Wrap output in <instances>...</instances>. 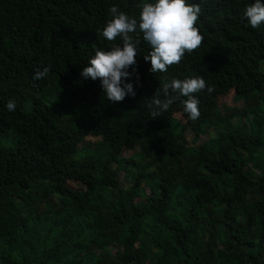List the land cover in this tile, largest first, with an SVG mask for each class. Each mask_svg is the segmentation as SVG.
Instances as JSON below:
<instances>
[{
    "label": "trees",
    "instance_id": "obj_1",
    "mask_svg": "<svg viewBox=\"0 0 264 264\" xmlns=\"http://www.w3.org/2000/svg\"><path fill=\"white\" fill-rule=\"evenodd\" d=\"M140 2L0 0V264H264V24L245 26L251 0H189L200 46L151 73L141 40L136 96L111 102L80 71L110 46L96 35L108 8L136 16ZM194 76L212 88L195 121L178 101L150 115L161 80ZM232 90L250 118L220 112Z\"/></svg>",
    "mask_w": 264,
    "mask_h": 264
},
{
    "label": "clouds",
    "instance_id": "obj_2",
    "mask_svg": "<svg viewBox=\"0 0 264 264\" xmlns=\"http://www.w3.org/2000/svg\"><path fill=\"white\" fill-rule=\"evenodd\" d=\"M200 11L199 3H189V0H141L136 16L111 5L107 10L111 18L96 30V35L109 42L110 46L94 50L87 65L81 68L80 78L92 81L99 79L103 95L108 101L135 98L134 83L139 87L140 81L134 66L141 40L150 49L143 55L144 61L150 63L149 72L165 73L169 65L179 64L186 52L191 53L200 46L202 35L195 26ZM242 19L245 26L253 29L264 24L262 0L247 3ZM49 71L48 66L37 69L32 79H43ZM205 90L210 93L212 88L200 76L163 79L151 95L148 105L150 115L153 118L160 117L178 101L187 118L195 121L200 116L196 94ZM4 107L12 112L16 103L9 99Z\"/></svg>",
    "mask_w": 264,
    "mask_h": 264
},
{
    "label": "rangeland",
    "instance_id": "obj_3",
    "mask_svg": "<svg viewBox=\"0 0 264 264\" xmlns=\"http://www.w3.org/2000/svg\"><path fill=\"white\" fill-rule=\"evenodd\" d=\"M261 66L264 69V61L261 64ZM245 107L246 106H245L244 100H242V99L235 100V91L234 90H232L231 92L219 97V110H220V112L222 113V115L227 114V115L234 116V120L238 119V117L234 115L235 112L239 113V115L241 116L242 119L250 118L247 107L246 108ZM260 109L264 115V105H262L260 107ZM176 115H177V119H179V122L183 123V121H185V118L181 113H178V114L176 113ZM176 115H175V117H176ZM173 126H174V130L176 132H179L180 127L176 124V122L174 123ZM213 132H214L213 127H211L207 134H202L199 138H194V135L191 131H186L185 136H186V139H187L190 146H198L199 144H201L204 140H206L209 137L208 134L211 135ZM135 153H136L135 150L124 149L121 155L124 158H130ZM133 157L138 159L137 155L136 156L134 155ZM127 171H128V169H126V167H125V169L121 170V181H122L124 187H126V188H128L131 185V181H129L127 179V175H128ZM258 171L259 170L254 171V173H255L254 176L258 175V173H259ZM69 185L76 188V189L77 188H79V189L83 188V185H81L78 182L70 181ZM146 190H147L148 194L151 192V188L149 186H146ZM140 201H143L142 196H139L136 198V202H140Z\"/></svg>",
    "mask_w": 264,
    "mask_h": 264
}]
</instances>
